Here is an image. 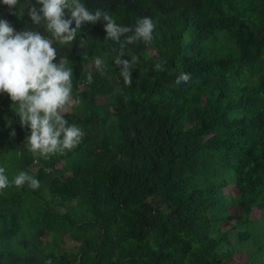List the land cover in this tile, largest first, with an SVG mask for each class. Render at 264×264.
<instances>
[{"label": "trees", "instance_id": "trees-1", "mask_svg": "<svg viewBox=\"0 0 264 264\" xmlns=\"http://www.w3.org/2000/svg\"><path fill=\"white\" fill-rule=\"evenodd\" d=\"M82 2L123 25L151 17L154 39L124 50L131 86L102 21L54 43L81 101L65 118L85 133L65 155L29 152L0 94V167L41 184L0 191V264H264V0ZM0 18L43 33L2 4Z\"/></svg>", "mask_w": 264, "mask_h": 264}, {"label": "clouds", "instance_id": "clouds-1", "mask_svg": "<svg viewBox=\"0 0 264 264\" xmlns=\"http://www.w3.org/2000/svg\"><path fill=\"white\" fill-rule=\"evenodd\" d=\"M0 4L7 7L10 15H27L32 25L43 26V33L35 29L17 31L9 20L0 18V94L8 96L21 127L28 128L29 152L45 160L57 154L65 155L81 144L85 133L65 118L70 106L81 101L73 97L72 68L63 62H54L58 58L54 43L70 45L84 25L102 21L105 38L119 45L113 49L119 77L131 86V73L139 57L132 55L130 59H123L124 50L128 45L151 43L156 23L149 16H141L134 25H123L108 11L89 9L82 0H24L23 3L0 0ZM44 33H49L51 38ZM93 65L100 73L106 67L100 56L93 59ZM154 70L165 71V64L157 62ZM189 78V74L181 73L176 84L186 83ZM86 79L92 82L91 72ZM25 185L32 190L41 187L39 179L25 171L10 180L6 169L0 167V191Z\"/></svg>", "mask_w": 264, "mask_h": 264}, {"label": "rangeland", "instance_id": "rangeland-1", "mask_svg": "<svg viewBox=\"0 0 264 264\" xmlns=\"http://www.w3.org/2000/svg\"><path fill=\"white\" fill-rule=\"evenodd\" d=\"M105 100H103V99H101V98H98V103H103ZM69 112V111H68ZM251 218H254V219H256V218H258V212H257V210L256 209H254L253 211H252V213H251ZM74 245H76L72 240H70L69 238H67V237H64V239H63V246L64 247H67V246H74ZM238 259H241V260H244V255L242 254H237L236 256H235V258H234V260L232 259V264H234L235 263V261H237Z\"/></svg>", "mask_w": 264, "mask_h": 264}]
</instances>
